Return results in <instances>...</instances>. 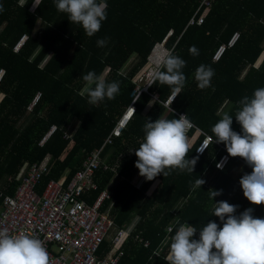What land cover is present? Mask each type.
<instances>
[{"label":"trees","instance_id":"16d2710c","mask_svg":"<svg viewBox=\"0 0 264 264\" xmlns=\"http://www.w3.org/2000/svg\"><path fill=\"white\" fill-rule=\"evenodd\" d=\"M199 0H106L107 19L99 32L88 37L82 26L71 23L66 13L59 12L55 0H0L5 11L0 13V190L14 196L17 180L24 165L40 164L47 160L49 173L37 193L49 181H58L66 174V185L82 167L88 153L99 149L128 106L138 95L136 76L149 64L157 44L168 54L186 61L182 69L186 83L170 109L184 113L198 129L214 137L212 127L224 113L233 116L232 128L242 134L235 114L240 100L252 97L264 88V0H209V7L198 8ZM201 17L200 25H188L191 18ZM235 33L240 38L226 50L219 63L211 55L218 46L227 44ZM28 40L19 52L14 48L24 36ZM107 38L105 47L97 40ZM195 46L199 54L189 52ZM155 51V50H154ZM135 63L124 72L129 60ZM151 63V62H150ZM210 66L215 75L211 87L200 90L195 71L200 65ZM89 71L103 73L107 82L117 81L120 92L113 100L107 98L98 105L88 103L79 95L84 87L82 76ZM160 71H166L160 68ZM40 93L36 105L29 111L34 96ZM172 95L168 85L157 81L133 102L135 110L112 145L104 146L101 157L114 171L98 170L94 175L97 190L89 196L91 203L106 189L110 200L101 208H108V216L115 228L98 249L104 257L113 248L112 237L136 217L130 235L123 241L118 264H168L164 259L169 251L171 236L180 224L188 223L199 230L210 221L220 227L223 223L213 216L215 202L227 201L238 206L235 215L253 209L254 218L264 219V204L255 205L243 195L240 179L252 168L243 158L231 157L227 167L216 170L224 150L210 143L203 155L195 147L203 136L192 131L188 135V158L199 156L192 173L173 171L163 174L138 187L133 184L139 169L135 167L136 150L144 142V125L157 119H178L163 107ZM151 96H156L157 101ZM152 105L149 107V102ZM219 113V115H218ZM71 121L75 122L69 138L64 133ZM51 125L57 127L43 147L38 142ZM223 144V143H221ZM225 146V144H223ZM213 179L205 177L206 171ZM205 183L194 187L197 179ZM209 181V182H208ZM112 182V183H111ZM111 183V184H110ZM210 189L222 194L210 198ZM2 200L0 199V206ZM174 225L173 232L159 256L154 253L166 237L164 229ZM140 236L150 243L144 248L136 240Z\"/></svg>","mask_w":264,"mask_h":264},{"label":"clouds","instance_id":"9594fccd","mask_svg":"<svg viewBox=\"0 0 264 264\" xmlns=\"http://www.w3.org/2000/svg\"><path fill=\"white\" fill-rule=\"evenodd\" d=\"M24 7L26 0H19ZM40 0H34V6H39ZM59 12L66 13L71 23L82 26L88 37L100 31L102 22L107 19L108 5L106 0H55ZM5 11L0 4V13ZM107 38L97 40L98 47H105ZM193 56L199 54L193 45L189 48ZM166 71H156L153 74L152 85H168L172 89L171 100L182 92L186 76L182 69L186 61L178 56L168 54L158 62ZM215 75L210 66L200 65L195 71V80L200 90L211 87ZM84 87L79 95L88 98V103L98 105L106 98L113 100L120 92L117 81L107 82L105 74L97 75L89 71L82 76ZM136 101V100H135ZM133 101V102H135ZM240 109L236 112V121L240 124L242 134L233 130V116L224 113L222 118L212 127L216 143H223L227 153L235 158H243L252 168L250 174L240 179L243 195L255 205L264 204V88H258L253 96H245L240 100ZM152 101L149 102V107ZM168 107L167 103L163 104ZM132 109H134L132 107ZM135 110V109H134ZM219 115V113H218ZM191 122L186 115L178 119L159 118L155 122L144 125V142L134 150L138 157L135 167L140 176L148 181L163 174L164 177L173 171L192 173L199 156L189 159L190 145L187 132ZM207 138L198 152L203 153L209 142ZM222 168V164H217ZM205 181L201 178L195 181L194 187H201ZM210 198L222 194V190L210 189ZM213 216L219 217L223 223L220 227L215 221H210L199 230V239H195L197 229L188 223L180 224L171 236L169 251L164 259L168 264H264V219L254 218L253 209L249 208L239 216L235 215L238 206L227 201L215 202ZM171 231V230H169ZM168 242V237H165ZM159 256V250L154 253ZM0 264H50L49 254L41 240L27 234L9 235L6 230H0Z\"/></svg>","mask_w":264,"mask_h":264},{"label":"built area","instance_id":"2783aa9c","mask_svg":"<svg viewBox=\"0 0 264 264\" xmlns=\"http://www.w3.org/2000/svg\"><path fill=\"white\" fill-rule=\"evenodd\" d=\"M200 7H209V0H199L197 11ZM201 23L202 18H195L194 15L188 25L195 24L198 26ZM239 38L240 34L235 33L227 44L218 46L213 55H211L213 62L219 63L226 50L233 48ZM27 40L28 36L24 35L15 46L14 51L19 52ZM158 46L163 47V43L157 44L154 49ZM150 58L148 60L149 63ZM160 68L161 66H159L158 70ZM3 74L4 71L0 69V81ZM152 77L153 75L148 76V84L152 82ZM152 85H147L140 91L137 88V95L147 93V89ZM137 97H135L134 101ZM151 97L157 101L156 96ZM39 98L40 93H37L29 106V111L36 105ZM170 98L171 96L165 102L168 104L166 109L178 118L181 115H185L184 113H174L170 109L172 104ZM132 107L135 109L133 102L125 110L111 133L105 137L99 149L88 153L81 169L76 172L67 185L65 183L66 177L58 181L51 180L45 185L41 193H37V188L43 178L49 173L47 160L40 164L24 165L17 179L19 185L15 195L5 196L0 192V199L2 200L0 230H6L9 235L27 234L41 240L49 254L50 264H118L121 255H123L120 247L130 235L134 224L121 228L111 239L112 250L104 257H100L97 253L99 247L115 228L113 219L108 216V208L111 207L112 203L106 210L101 211L103 203L110 200V195L107 192L108 187L101 191L91 203L87 201L91 193L97 190V186L94 183L95 173L100 169L102 171H113V168L108 167L103 161L101 150L105 145H112L114 139L121 136L123 129L134 113ZM191 125L187 132V137L192 131L203 136L195 147V153L199 156L203 155L207 149L203 153L198 152L197 149L201 147L207 138H211L207 145L208 148L210 143H216L215 138L205 134L192 122ZM56 130L57 127L51 125L38 142V145L43 147ZM69 137L70 133L67 129L64 133V138ZM217 144L224 150L217 162V164H222L223 167L218 168L216 164V170L222 171L229 164L231 156L227 153L226 146L221 143ZM173 227L174 225H169L164 229L168 241L173 232ZM135 240L144 248L150 246V243L139 235L136 236ZM167 243L165 239L162 241L158 247L159 255L163 253Z\"/></svg>","mask_w":264,"mask_h":264},{"label":"rangeland","instance_id":"374dc122","mask_svg":"<svg viewBox=\"0 0 264 264\" xmlns=\"http://www.w3.org/2000/svg\"><path fill=\"white\" fill-rule=\"evenodd\" d=\"M157 48V47H156ZM164 50H165V57L168 55V51L165 49V48H163ZM153 54H154V52L152 53V55H151V58H152V62L154 61L153 60ZM151 58H150V62H151ZM134 59V58H133ZM133 59H130L129 60V62L127 63V65L125 66V68H124V72H127V71H129V69L132 67V65L135 63V60H133ZM154 59H155V55H154ZM149 63L139 74H138V76H136V80H134V83L137 85V87H138V89H140V90H142V89H144L147 85H148V83H149V78H148V76H150V75H153L158 69H159V66L158 67H156V65H154L153 63ZM1 97H2V95H0V100H1ZM70 126L73 128L74 126H75V122H73V121H71V124H70ZM213 173H211V171H206L205 172V177H206V179L205 180H207V178L209 179V180H211V179H213ZM141 179H143V177L142 176H140V174H138L137 175V177H135V179L133 180V184H138L139 183V181L141 180ZM137 220V218L135 217L134 218V220L132 221V223H130V225H133L134 223L133 222H135ZM53 249H54V247H53Z\"/></svg>","mask_w":264,"mask_h":264},{"label":"bare ground","instance_id":"6f19581e","mask_svg":"<svg viewBox=\"0 0 264 264\" xmlns=\"http://www.w3.org/2000/svg\"><path fill=\"white\" fill-rule=\"evenodd\" d=\"M155 51L153 54V62L154 65H156V67L160 66V64L158 63L159 61H161L164 57H165V50L163 49V47L158 46L157 48L154 49ZM154 55H155V59H154ZM152 61V58H151Z\"/></svg>","mask_w":264,"mask_h":264},{"label":"crops","instance_id":"0c3cea01","mask_svg":"<svg viewBox=\"0 0 264 264\" xmlns=\"http://www.w3.org/2000/svg\"><path fill=\"white\" fill-rule=\"evenodd\" d=\"M133 58H134V57H132L131 59H133ZM133 60H135V59H133ZM151 62H152V61H151ZM152 63H153V62H152ZM153 64H154V63H153ZM2 97H3V96H2ZM2 97H1V98H2ZM67 129H68V132H69V133L73 130L71 126H68ZM67 129H66V130H67ZM103 161H104L105 164H106L105 157H103ZM43 162H44V161H43ZM116 164H117V163H116ZM116 164L113 165V166H111V167L113 168V171H114V169L117 167ZM138 174H139V172H138ZM138 174H137V175H138ZM137 175H136L135 177H137ZM65 177H66V174H65L64 176H62L60 179L65 178ZM135 177H134V179H135ZM134 179H133V180H134ZM145 180H146V178L143 177V179H141V180L139 181L138 184H136V183H135V184H136L138 187H141V185L145 182ZM209 181H210V180H209ZM209 181H208V182H209ZM111 183H112V182H111ZM111 183H110V184H111ZM0 185H1V184H0ZM104 190H105V189H104ZM0 192L3 194V192H2L1 190H0ZM0 209H1V206H0ZM135 222H136V221H135ZM135 222H133V223H135ZM129 225H130V224H129Z\"/></svg>","mask_w":264,"mask_h":264}]
</instances>
